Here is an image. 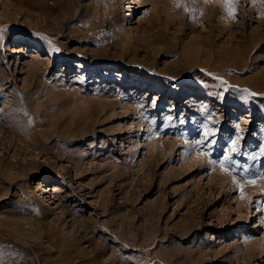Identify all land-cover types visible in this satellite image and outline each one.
Instances as JSON below:
<instances>
[{
  "label": "rangeland",
  "instance_id": "obj_1",
  "mask_svg": "<svg viewBox=\"0 0 264 264\" xmlns=\"http://www.w3.org/2000/svg\"><path fill=\"white\" fill-rule=\"evenodd\" d=\"M261 146L264 0H0V264H264Z\"/></svg>",
  "mask_w": 264,
  "mask_h": 264
},
{
  "label": "snow or ice",
  "instance_id": "obj_2",
  "mask_svg": "<svg viewBox=\"0 0 264 264\" xmlns=\"http://www.w3.org/2000/svg\"><path fill=\"white\" fill-rule=\"evenodd\" d=\"M229 2H230V0H225L226 8L228 7ZM228 14H229L230 16L232 15V11H231V9H228ZM245 91H246V90H245ZM237 127H238V125H237ZM212 135H213V133H210V132H207V131H206V132H205V136L202 137L200 141H197V143H203L205 137H211ZM230 150H231L232 152H236V151H237V148H236V140H235V139H233V140L231 141ZM260 151H261L262 154H264V146H261ZM228 159H229V156H228L227 153H225V155H224V159L220 161V166H221L222 171H227V170H228V169H226V168L224 167V163H225V161H227ZM234 179H235V178H234ZM249 183L254 184V183H255V180H254V179H249ZM242 188H243V186L241 185V189H242ZM241 197L243 198V192H241Z\"/></svg>",
  "mask_w": 264,
  "mask_h": 264
},
{
  "label": "bare ground",
  "instance_id": "obj_3",
  "mask_svg": "<svg viewBox=\"0 0 264 264\" xmlns=\"http://www.w3.org/2000/svg\"><path fill=\"white\" fill-rule=\"evenodd\" d=\"M16 41V40H15ZM52 189H53V192H57L59 189H58V186L57 185H55V184H53L52 186ZM51 187H49V185H44L43 186V189L41 190L43 193H47V195L48 196H50V190H52L51 189Z\"/></svg>",
  "mask_w": 264,
  "mask_h": 264
}]
</instances>
